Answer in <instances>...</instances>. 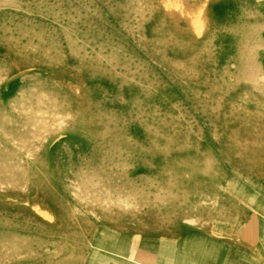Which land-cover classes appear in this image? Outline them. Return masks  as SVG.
I'll list each match as a JSON object with an SVG mask.
<instances>
[{
  "label": "rangeland",
  "instance_id": "rangeland-1",
  "mask_svg": "<svg viewBox=\"0 0 264 264\" xmlns=\"http://www.w3.org/2000/svg\"><path fill=\"white\" fill-rule=\"evenodd\" d=\"M0 264H264V0H0Z\"/></svg>",
  "mask_w": 264,
  "mask_h": 264
}]
</instances>
